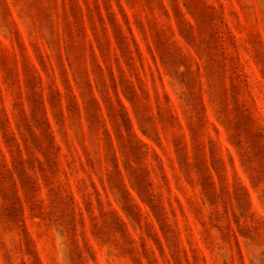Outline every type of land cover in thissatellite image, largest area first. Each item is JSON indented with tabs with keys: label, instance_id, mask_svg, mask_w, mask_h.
Returning <instances> with one entry per match:
<instances>
[{
	"label": "rangeland",
	"instance_id": "374dc122",
	"mask_svg": "<svg viewBox=\"0 0 264 264\" xmlns=\"http://www.w3.org/2000/svg\"><path fill=\"white\" fill-rule=\"evenodd\" d=\"M0 264H264V0H0Z\"/></svg>",
	"mask_w": 264,
	"mask_h": 264
}]
</instances>
